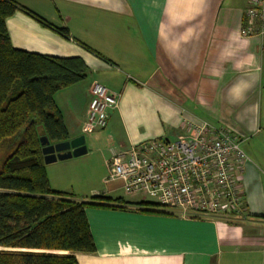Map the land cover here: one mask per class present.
Masks as SVG:
<instances>
[{
	"label": "crops",
	"instance_id": "1",
	"mask_svg": "<svg viewBox=\"0 0 264 264\" xmlns=\"http://www.w3.org/2000/svg\"><path fill=\"white\" fill-rule=\"evenodd\" d=\"M11 1L68 32L64 38L16 11L5 20L12 48L77 57L88 67L85 80L54 95L68 140L85 138L87 152L68 164L90 170L96 159L103 183L113 153L185 135L189 120L228 128L238 145L247 142L239 177L244 216L181 217L163 208L144 212L133 199L113 197L122 190L119 183H103L106 190L91 188L90 199L119 198L126 204L85 209L96 251L76 253L77 263L264 264V38L239 34L246 0ZM93 82L118 94V106L108 112L104 129L85 134ZM51 166L45 169L53 191L90 200H78L67 183L52 179ZM79 172L62 179L90 183V172Z\"/></svg>",
	"mask_w": 264,
	"mask_h": 264
},
{
	"label": "trees",
	"instance_id": "2",
	"mask_svg": "<svg viewBox=\"0 0 264 264\" xmlns=\"http://www.w3.org/2000/svg\"><path fill=\"white\" fill-rule=\"evenodd\" d=\"M16 11L68 38L65 28L11 0H0V153L6 152L0 162V264H78L76 253L96 251L85 209L126 203L104 196L76 201L50 188L39 139L45 136L51 144L69 139L54 95L85 80L89 70L77 57L12 48L5 20ZM136 205L150 213L165 209L146 201Z\"/></svg>",
	"mask_w": 264,
	"mask_h": 264
},
{
	"label": "built area",
	"instance_id": "3",
	"mask_svg": "<svg viewBox=\"0 0 264 264\" xmlns=\"http://www.w3.org/2000/svg\"><path fill=\"white\" fill-rule=\"evenodd\" d=\"M239 34L264 38V0H246ZM85 134L107 125L118 94L98 82L90 87ZM187 133L136 143L112 154L103 183L117 182L127 195H144L181 217L230 218L245 212L240 174L247 157L225 127L187 121Z\"/></svg>",
	"mask_w": 264,
	"mask_h": 264
},
{
	"label": "rangeland",
	"instance_id": "4",
	"mask_svg": "<svg viewBox=\"0 0 264 264\" xmlns=\"http://www.w3.org/2000/svg\"><path fill=\"white\" fill-rule=\"evenodd\" d=\"M249 140H250V137H248V141ZM245 141L246 140L239 143V148L242 152L244 150V146L247 145V142L245 143ZM5 156H6V152L3 151L0 153V162ZM69 161H75V160H65V161H60V162L58 161V162L50 164V166L52 165L51 167H54L55 170H53L51 172V168H50L49 169V175L51 176L52 179L56 178V180H57L56 182L59 181V184H62V182L67 183L68 189L71 190V192L75 195L76 198H78V200L85 199V198L90 199L88 192L91 188H98L101 193L106 190L105 189L106 187L100 181V173H101L100 169L101 168H100V163L97 162L96 159L93 160V162H91L92 168L90 170H87L86 166L68 164ZM83 169L86 171V173L90 172V183L87 180L66 181V180L62 179V177H67V176L69 177L71 175H77L79 171H81L79 173H81V175H82L85 173V171ZM85 175H83V176H85ZM85 196H87V197H85ZM113 197H120L124 201H126V200L131 201V199H133L136 201V204L139 202H145V201L151 202L150 199H148L144 195L139 194L136 196H128L127 194L124 193L123 190H118L113 195Z\"/></svg>",
	"mask_w": 264,
	"mask_h": 264
},
{
	"label": "water",
	"instance_id": "5",
	"mask_svg": "<svg viewBox=\"0 0 264 264\" xmlns=\"http://www.w3.org/2000/svg\"><path fill=\"white\" fill-rule=\"evenodd\" d=\"M39 140L45 165L79 157L87 152L84 136L53 144L45 136L40 137Z\"/></svg>",
	"mask_w": 264,
	"mask_h": 264
}]
</instances>
